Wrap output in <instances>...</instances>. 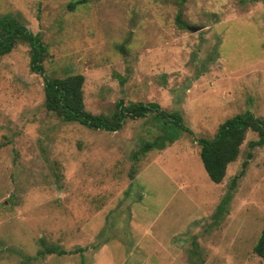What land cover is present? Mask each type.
Segmentation results:
<instances>
[{
    "label": "rangeland",
    "instance_id": "374dc122",
    "mask_svg": "<svg viewBox=\"0 0 264 264\" xmlns=\"http://www.w3.org/2000/svg\"><path fill=\"white\" fill-rule=\"evenodd\" d=\"M75 1L0 0V21L35 38L42 75L83 77L87 113L107 116L121 101L179 120L171 144L132 161L157 117L111 133L62 122L44 109L29 47L16 41L0 56V264H264L252 252L264 145L249 147L257 137L246 130L214 184L195 141L242 113L264 126V0ZM51 246L64 254L44 253Z\"/></svg>",
    "mask_w": 264,
    "mask_h": 264
},
{
    "label": "trees",
    "instance_id": "16d2710c",
    "mask_svg": "<svg viewBox=\"0 0 264 264\" xmlns=\"http://www.w3.org/2000/svg\"><path fill=\"white\" fill-rule=\"evenodd\" d=\"M83 2L84 0H77L72 5ZM184 2L185 0H177V5L181 6ZM174 22L178 28H185L180 11L176 13ZM16 41H22L29 47V69L42 79L44 109L53 113L62 122H74L89 130L111 133L119 131L126 119H143L154 115L157 117L159 124L157 126V135L141 146L140 150L133 156L132 161H135L138 155H144L152 150L159 151L166 145L171 144L174 129L172 131V129H167V127H169L168 125L177 124L175 120H179V117L176 114L166 113L154 106H144L138 103H130L123 106L122 102L119 101L115 103L114 110L109 115L93 116L87 113L83 107L81 92L83 77L76 74L63 79H49L42 75L38 62L42 48L35 38L12 20L5 19L0 21V56L6 54ZM182 130V132H187V134L191 135L189 130ZM246 130L254 132L257 137L255 141L248 143L249 147L264 145V126L259 119L250 113H242L226 119L218 126L211 138H197L195 140L199 147V161L210 182L221 184L226 166L235 159ZM247 156L249 157V155ZM245 166L246 162H243L240 172L232 177L226 194L216 208L215 218H218L223 213L236 181L243 174ZM252 252L264 263V226L253 245ZM44 253L64 254L63 251L53 246L45 248Z\"/></svg>",
    "mask_w": 264,
    "mask_h": 264
},
{
    "label": "water",
    "instance_id": "95a60500",
    "mask_svg": "<svg viewBox=\"0 0 264 264\" xmlns=\"http://www.w3.org/2000/svg\"><path fill=\"white\" fill-rule=\"evenodd\" d=\"M189 30H190L191 32H196V31L200 30V28L190 27Z\"/></svg>",
    "mask_w": 264,
    "mask_h": 264
}]
</instances>
